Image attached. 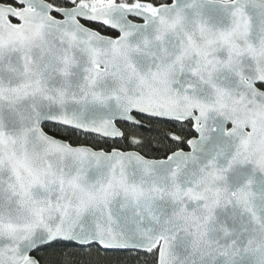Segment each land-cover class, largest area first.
Masks as SVG:
<instances>
[{
	"label": "snow or ice",
	"instance_id": "1",
	"mask_svg": "<svg viewBox=\"0 0 264 264\" xmlns=\"http://www.w3.org/2000/svg\"><path fill=\"white\" fill-rule=\"evenodd\" d=\"M0 264H264V0H0Z\"/></svg>",
	"mask_w": 264,
	"mask_h": 264
}]
</instances>
